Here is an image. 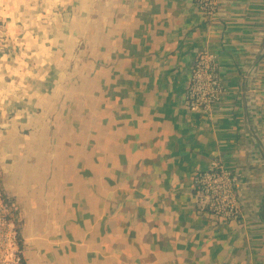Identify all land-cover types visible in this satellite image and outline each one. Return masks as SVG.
<instances>
[{"label":"crops","instance_id":"0c3cea01","mask_svg":"<svg viewBox=\"0 0 264 264\" xmlns=\"http://www.w3.org/2000/svg\"><path fill=\"white\" fill-rule=\"evenodd\" d=\"M0 190L26 264H264V0H0ZM224 93L185 105L200 52ZM238 174L242 214L197 209Z\"/></svg>","mask_w":264,"mask_h":264},{"label":"built area","instance_id":"2783aa9c","mask_svg":"<svg viewBox=\"0 0 264 264\" xmlns=\"http://www.w3.org/2000/svg\"><path fill=\"white\" fill-rule=\"evenodd\" d=\"M223 0H195L197 8L209 23L219 16ZM4 27L0 19V40ZM224 93L219 57L212 52H200L193 64L185 98L186 108L193 113L208 115L218 105ZM238 174L219 160L195 176L197 209L216 218L236 220L242 214ZM20 207L0 190V264H26Z\"/></svg>","mask_w":264,"mask_h":264}]
</instances>
